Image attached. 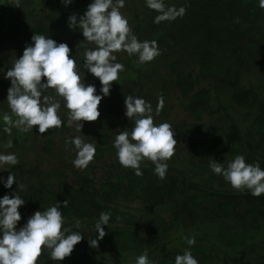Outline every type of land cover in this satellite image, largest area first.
I'll list each match as a JSON object with an SVG mask.
<instances>
[{"label": "trees", "instance_id": "16d2710c", "mask_svg": "<svg viewBox=\"0 0 264 264\" xmlns=\"http://www.w3.org/2000/svg\"><path fill=\"white\" fill-rule=\"evenodd\" d=\"M164 2L184 7L185 15L156 24L159 13L146 0H125L120 9L132 34L141 42L155 40L161 54L139 63L136 54L113 53L124 71L98 106V120L82 121L81 132L68 126L63 98L49 89L45 94L60 103L63 123L41 135L38 126L4 132L3 115H12L6 72L34 34L44 35L69 46L83 82L103 96L99 79L83 69L85 50L96 45L68 24L73 14L79 20L92 0L67 5L19 0V7L16 0H0V154H15L19 161L0 165L4 182L10 173L15 177L10 189L0 182V199L16 193L25 201L18 209L17 230L36 211L67 200V207L60 208L63 227L84 237L61 262L42 247L36 264H136L145 252L150 264H175L185 250L198 264H264V194L254 197L247 189H233L209 167L210 158L226 167L242 155L246 163L264 169V9L259 0ZM128 95L150 103L154 124L169 123L175 133V154L165 161L163 180L150 160L141 162L142 176L118 161L115 136L134 127L125 116ZM160 96L164 107L157 114ZM77 136L96 145L85 169L73 165L74 145L65 144ZM102 212L111 217L103 226L104 239L92 248L88 241L99 235L95 224ZM185 237L196 243L190 247Z\"/></svg>", "mask_w": 264, "mask_h": 264}, {"label": "clouds", "instance_id": "9594fccd", "mask_svg": "<svg viewBox=\"0 0 264 264\" xmlns=\"http://www.w3.org/2000/svg\"><path fill=\"white\" fill-rule=\"evenodd\" d=\"M65 5L72 0H61ZM125 6V0H92L85 13L77 19L73 14L69 17V28L79 29L84 40L94 42V49L84 52L83 69L98 78L103 96L96 95L94 85H86L77 70L76 61L70 58V48L66 43H57L44 35L34 34L32 43L26 45L23 55L15 59L12 67L6 72L5 79L10 80L7 103L12 115L5 113L3 123L4 132L11 134L12 128L21 132H28L38 126L39 134H45L49 129L62 126L58 115L61 105L53 97L46 95L49 89L63 98L68 110L67 124L75 126L81 132L83 122H95L100 117L98 106L102 99L110 94L113 82L118 79V73L124 71V65L116 62L113 53L124 51L128 55H138L139 63L153 61L159 56L160 50L155 40L139 41L132 34L128 20L121 14L120 9ZM146 6L159 13L154 23L174 21L182 18L186 13L184 7L167 6L164 0H146ZM19 7V0H16ZM259 7L264 9V0H259ZM81 44L78 45L80 47ZM46 78V82H42ZM125 116L134 121L131 131L124 129L115 136L113 147L119 163L125 168L135 170L136 176H142L141 162L150 160L154 165V173L161 180L166 177L168 165L165 161L175 154L177 140L169 123L154 124L152 105L143 98L132 95L125 96ZM164 107L163 96L158 99L156 113ZM74 145L76 157L72 161L77 169H85L93 161L96 145L86 143L80 136L65 141ZM8 147H11L9 142ZM15 154H0V165H17ZM211 171L230 183L236 190L247 189L252 196L260 197L264 194V169L258 163L248 164L242 155L227 161V166L215 162L210 158ZM0 182H4L0 177ZM15 177L10 173L4 182L5 188H12ZM25 201L19 195H4L0 199V264H36L42 254V247L50 251V258L63 261L69 257L74 246L84 237L78 231L63 227L61 206L67 207L68 201L57 202L45 211H36L17 230L21 220L18 209ZM111 213L102 212L95 224L98 237L89 242L90 247L98 248V241L103 240ZM120 220V217H117ZM80 222H76V228ZM191 247L195 238L185 237ZM136 264H150L147 252L139 255ZM175 264H198L190 250L175 257Z\"/></svg>", "mask_w": 264, "mask_h": 264}, {"label": "rangeland", "instance_id": "374dc122", "mask_svg": "<svg viewBox=\"0 0 264 264\" xmlns=\"http://www.w3.org/2000/svg\"><path fill=\"white\" fill-rule=\"evenodd\" d=\"M176 109V108H175ZM180 109L178 108V109H176V111L178 112ZM180 113V112H179Z\"/></svg>", "mask_w": 264, "mask_h": 264}]
</instances>
